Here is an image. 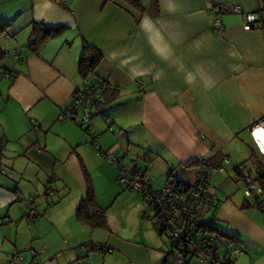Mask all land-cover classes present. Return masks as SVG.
Returning a JSON list of instances; mask_svg holds the SVG:
<instances>
[{
  "label": "crops",
  "instance_id": "obj_1",
  "mask_svg": "<svg viewBox=\"0 0 264 264\" xmlns=\"http://www.w3.org/2000/svg\"><path fill=\"white\" fill-rule=\"evenodd\" d=\"M142 3L143 9L124 0H0V21H10L0 36L6 50L0 61V96L12 126L24 129L31 121L36 131L42 130L71 102L83 85L78 60L86 42L102 54L94 78L88 77L117 90L101 96V105H92L88 124L96 123L101 134L112 127L113 133L99 141L117 151L121 164L162 177L169 168L164 184L168 178L193 183L200 158L232 164L223 166L224 180L229 181V171L243 179L234 172L238 164L254 176L257 164H264L254 134L264 127L258 123L264 120V25L244 29V18L232 6L264 14V0ZM218 3L228 9L217 12ZM34 20L64 27L33 50L28 42ZM30 111L33 115H27ZM37 147L38 152L44 149ZM223 171L214 172L219 180ZM211 186L218 197L215 217L223 225L221 238L233 243L232 249L227 244L233 264H264V207L253 204L256 197L222 199L216 185ZM17 194V186L0 182V264H9V250L18 243L16 234L7 232L13 218L6 217L10 209L5 211ZM105 242L125 250L122 242L118 247ZM120 254L126 260L122 264H153V259L163 264L165 258L158 259L160 253Z\"/></svg>",
  "mask_w": 264,
  "mask_h": 264
},
{
  "label": "rangeland",
  "instance_id": "obj_2",
  "mask_svg": "<svg viewBox=\"0 0 264 264\" xmlns=\"http://www.w3.org/2000/svg\"><path fill=\"white\" fill-rule=\"evenodd\" d=\"M2 96L5 97L6 92ZM3 102L4 99L0 96V182L8 187L17 186L18 194L14 203L5 208V211L10 209L8 215L13 218L7 232L10 236L16 234L18 243L15 248L22 253L25 263L33 261L36 253L37 264H83V261L86 264H122L126 260L120 253L127 252L130 257L136 258L138 256H134L135 253L145 256L147 252L152 256L160 253L158 259L165 257L168 238L167 235L159 236L151 227L153 210L144 207L139 191L126 188L119 182L117 167L105 156L98 154L92 146V134L97 135L99 141L100 137L104 139L106 134L113 133L112 127H107L108 132L101 134L102 128L92 122L91 131L84 130L78 125L82 109L77 107V122L71 118L58 119L56 114L54 120L43 123L42 130L36 131L31 121L26 128L19 129L12 126ZM27 115H33V112L30 111ZM123 120L124 116L120 115V121ZM37 144L44 146L42 152L37 151ZM202 159L207 160L200 158L199 164ZM102 162L107 164H101ZM82 165L90 177L97 203L106 207L108 228L91 229L76 218L75 208L84 192L86 181ZM231 165L223 164L224 168ZM242 169L247 168L243 166ZM169 170L168 168L163 177L162 174L151 176L149 173L155 188L163 186ZM10 173L12 176H9ZM221 173L223 177L220 180L218 174L212 175L210 188L215 184L222 199L230 195L238 199L255 198L253 193L249 194L250 197L243 193L246 187L244 179L236 180L229 171V181L224 180L226 171ZM28 199L33 201V206L38 211V216L34 219L27 216ZM263 203L264 197L261 194L253 202L255 206ZM143 210L146 216H142ZM206 211L200 215L201 220L209 224V231L223 237V225L215 217V210ZM90 240L96 243L110 240L117 247L122 242L125 250L113 248L109 253L103 254L91 249L88 250V256H85L83 244ZM228 245L232 249L233 243L229 242ZM80 253L82 256L78 258ZM171 255L170 260L175 261L174 253ZM156 262L153 259V264ZM190 264H198V260L192 258Z\"/></svg>",
  "mask_w": 264,
  "mask_h": 264
},
{
  "label": "built area",
  "instance_id": "obj_3",
  "mask_svg": "<svg viewBox=\"0 0 264 264\" xmlns=\"http://www.w3.org/2000/svg\"><path fill=\"white\" fill-rule=\"evenodd\" d=\"M215 9L217 12H222L228 8L224 3H218ZM232 10L240 13L244 18V29H250L249 22L257 18L264 24V14L245 11L239 4H234ZM214 25L218 27L219 22H214ZM7 75L11 76L12 73L9 72ZM144 86V84H141L142 90H144ZM102 89L100 83L92 81L88 76L84 77L83 85L74 91L71 102L59 112L58 119H68L76 114V116H79L76 108L80 107L82 109L80 122H87L90 118L89 105L91 102L99 99ZM258 123L264 125V120ZM255 142L259 146L260 153L264 154V149L259 141L255 139ZM91 143L98 154L105 156L117 167V178L120 183L130 186V188L137 191H144L147 199L159 208L171 229L172 235L170 238L172 245L175 246V264H189L192 258H196L198 264H231L230 262H226L228 258H231V253L220 252L216 241L210 240L208 236L199 235L201 234L199 229L197 231L194 230V232L190 230L193 213L196 209L200 208L204 196L207 194V185L210 176L215 171H222V166H215L209 161L202 159L194 179L195 182L186 188L188 191L182 184H177L172 181L166 182L158 189H154L151 186V176L148 172L136 166L127 167L121 164L120 155L102 147L97 139V135L92 134ZM242 173L247 179L245 193L247 195L253 193L255 195L254 197H257L259 188L252 181L245 169H242ZM185 193H187L186 198L183 197ZM36 213L35 209H30L28 214L31 216V219H34L38 216ZM15 256L17 258L15 264H19L21 257L18 255Z\"/></svg>",
  "mask_w": 264,
  "mask_h": 264
},
{
  "label": "trees",
  "instance_id": "obj_4",
  "mask_svg": "<svg viewBox=\"0 0 264 264\" xmlns=\"http://www.w3.org/2000/svg\"><path fill=\"white\" fill-rule=\"evenodd\" d=\"M124 1L127 3H130V4H133L134 7L138 6V7H140V9L144 8V6H143L144 4L142 3L143 0H124ZM154 1L156 2V0H154ZM249 23H250V29L264 25L263 22L262 23L260 22L259 18H257L254 21H251ZM9 25H10L9 20L0 21V36L6 34ZM63 27H64L63 25H58V26L57 25H48L43 21H35L34 20L32 22V31H31V35H30L28 43L31 46V48L33 50H35L39 45H41L47 39L58 34L63 29ZM5 54H6V50L1 48V46H0V61L3 59ZM101 55H102L101 52L97 48H95L94 46H92L86 42L83 43L82 53H81L79 60H78V71L80 72V74L83 77L89 76L91 78H94L93 75L95 73V67L98 64V62L100 61ZM0 66H1V64H0ZM94 81L98 82L102 85L103 89H102L100 97L103 95H106V94H110V93H112V94L117 93V90L112 88L109 84H107L105 80L101 79V80H94ZM111 89H113V90L111 91ZM144 90H142V87L140 86V92H142ZM100 97L98 100H95L94 102L90 103L89 109H91L92 105H96V104L101 105L103 103V101H102V99H100ZM90 112H91V110H90ZM76 115L73 117H70V118L75 120V118L78 117ZM89 121H90V118L87 122H85V123L79 122V124L84 125L85 130L90 132L91 129L89 128L90 127L88 124ZM262 155H264V154H262ZM261 162H259L257 164V165H259V167L256 169L254 176L250 175L251 173H249L248 169H245V170L250 175L252 181L254 183H256V185L259 186L258 188H260L259 190H260L261 194L264 195V164H262L263 162L262 163ZM215 166H220V165H215ZM242 167L243 166L241 164L236 165L234 167V172L236 173V175L241 176L247 184L246 176L242 173ZM83 171H84L85 176H86L85 189H84V192H83L81 198L77 202V205L75 208L76 218L81 224H84L91 229H93V228H108L109 224H108V218H107V213H106V207H102L97 203L93 185L91 183L88 172L86 171L84 166H83ZM215 172H219V171H215ZM212 174H214V172ZM210 178H211V176H210ZM169 181H172V182L177 183V184H182L185 187V189L191 186V184H187V183L178 181L177 179L168 178V180L166 182H169ZM150 183L154 189H158L152 185V182H150ZM123 185L126 188H130V186H127L125 184H123ZM130 189H132V188H130ZM45 193H46V190H45ZM139 193L142 196V201H143L144 207L153 210V214H152L150 220L152 221V223H153L152 225L155 228L156 232L160 236L167 235L168 249H167V251L165 250V258H164L163 264H175V262L173 260L168 261L170 256H173L171 254L175 252V250H174L175 246L172 245L171 238H170V236L172 234H171V229H170L169 225L166 223L165 218L161 214L159 208H157V206L152 201H149L147 199L146 193L144 191H139ZM259 194H257V195H259ZM186 195H187V193H185L183 195V197L186 198ZM213 196H215V198H213ZM217 204H218V197L214 192L210 191V179H209V182L207 185V194H205L204 200L201 203L200 208L196 209V211L193 213L192 220L190 223V230H192L194 232V230L197 231L199 229V231L201 233L199 235L208 236V237H210V240L216 241V243L218 245V249L220 252L231 253V251H229L227 249V244L229 243V240L219 237L215 232L209 231V229H208L209 224H206L205 222H203L201 220V217H200V215L203 212H205L206 210L207 211L215 210V207L217 206ZM26 206L29 208V211H30V209L36 210V207L33 206V201L31 199L27 200ZM259 207L263 209L264 203L259 205ZM36 212H37L36 213V215H37L38 211L36 210ZM27 216L29 218L31 217L29 214H27ZM142 216H146L145 210H143ZM6 217H8V214ZM83 246H84L83 248L85 249V253H84L85 256H88V253H89L88 250H91V249L93 251L99 250L103 254L112 251V246H110L106 242L96 243V242L90 240V242L83 244ZM15 255H18L21 257L19 264H37L38 263L37 253L33 256V261H31L29 263H25L22 253H20L19 250L14 247L10 251V254H9V261H10L9 264H15L17 262V258ZM81 256H82V253L78 254V258ZM233 261H234L233 255L231 253V258H228V261H226V262H230L231 264H233ZM84 263L86 264L85 261H83V264ZM128 264H132V263L128 262Z\"/></svg>",
  "mask_w": 264,
  "mask_h": 264
},
{
  "label": "bare ground",
  "instance_id": "obj_5",
  "mask_svg": "<svg viewBox=\"0 0 264 264\" xmlns=\"http://www.w3.org/2000/svg\"><path fill=\"white\" fill-rule=\"evenodd\" d=\"M261 130H264V128L261 127V126L257 127V128L255 129V133H254V134H255L257 140L259 141L260 145H261L262 148L264 149V139H261L260 136L256 135V133L260 132ZM194 182H195V181H194ZM194 182H193V183H194ZM193 183H191V184H193Z\"/></svg>",
  "mask_w": 264,
  "mask_h": 264
},
{
  "label": "snow or ice",
  "instance_id": "obj_6",
  "mask_svg": "<svg viewBox=\"0 0 264 264\" xmlns=\"http://www.w3.org/2000/svg\"><path fill=\"white\" fill-rule=\"evenodd\" d=\"M256 135L260 136L261 139H264V130H261L260 132L256 133Z\"/></svg>",
  "mask_w": 264,
  "mask_h": 264
},
{
  "label": "clouds",
  "instance_id": "obj_7",
  "mask_svg": "<svg viewBox=\"0 0 264 264\" xmlns=\"http://www.w3.org/2000/svg\"><path fill=\"white\" fill-rule=\"evenodd\" d=\"M258 146V145H257ZM258 148H259V146H258Z\"/></svg>",
  "mask_w": 264,
  "mask_h": 264
}]
</instances>
